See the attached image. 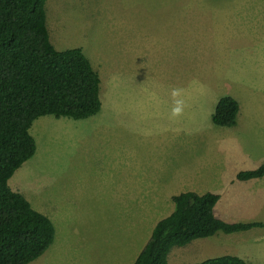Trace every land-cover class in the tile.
<instances>
[{"label": "rangeland", "instance_id": "374dc122", "mask_svg": "<svg viewBox=\"0 0 264 264\" xmlns=\"http://www.w3.org/2000/svg\"><path fill=\"white\" fill-rule=\"evenodd\" d=\"M46 12L53 46L82 49L99 73L102 110L30 130L36 154L9 184L56 229L30 264H134L185 192L218 194L228 223L264 224V178L237 179L264 163V0H48ZM224 96L243 112L233 128L212 120ZM227 255L264 264V228L176 247L169 263Z\"/></svg>", "mask_w": 264, "mask_h": 264}, {"label": "trees", "instance_id": "16d2710c", "mask_svg": "<svg viewBox=\"0 0 264 264\" xmlns=\"http://www.w3.org/2000/svg\"><path fill=\"white\" fill-rule=\"evenodd\" d=\"M48 0H0V264H30L52 246L56 229L49 217L10 187V180L34 157L30 130L44 116L84 120L102 110L101 78L80 48L58 51L47 27ZM240 104L222 97L212 116L218 127L237 125ZM264 178V163L237 179ZM174 211L157 223L134 264H170L176 247L217 233L264 228L261 222L228 223L216 215L220 196L185 192L173 197ZM197 264H249L237 256Z\"/></svg>", "mask_w": 264, "mask_h": 264}, {"label": "clouds", "instance_id": "9594fccd", "mask_svg": "<svg viewBox=\"0 0 264 264\" xmlns=\"http://www.w3.org/2000/svg\"><path fill=\"white\" fill-rule=\"evenodd\" d=\"M182 89L174 88L171 91V96L173 98V107L171 110V115L173 117H178L183 114L185 107V101L182 98Z\"/></svg>", "mask_w": 264, "mask_h": 264}, {"label": "crops", "instance_id": "0c3cea01", "mask_svg": "<svg viewBox=\"0 0 264 264\" xmlns=\"http://www.w3.org/2000/svg\"><path fill=\"white\" fill-rule=\"evenodd\" d=\"M240 114H241V115H240ZM240 114H239L240 116H242V115H243V112H242V110L240 111ZM237 123H238V122H237ZM239 173H240V172H239ZM239 173H238V174H239ZM262 179H263V178H262ZM255 180H257V179H255ZM255 180H251V181H255ZM247 182H250V181H247ZM205 194H206V193H205ZM215 211H216V210H215ZM216 213H217V212H216ZM216 215H217V214H216Z\"/></svg>", "mask_w": 264, "mask_h": 264}]
</instances>
